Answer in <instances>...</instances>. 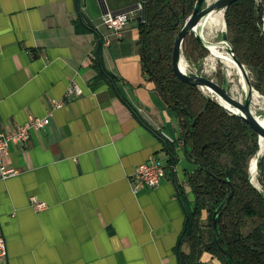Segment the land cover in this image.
<instances>
[{"label":"crops","instance_id":"obj_1","mask_svg":"<svg viewBox=\"0 0 264 264\" xmlns=\"http://www.w3.org/2000/svg\"><path fill=\"white\" fill-rule=\"evenodd\" d=\"M140 1L104 0L113 12ZM103 13L99 0H0V128L50 112L5 158L18 172L0 181V264H179L178 187L193 204L194 164L176 113L142 69L136 12L108 43ZM78 19L87 30H76ZM99 68L116 75L114 85L92 84ZM70 80L83 94L51 108ZM164 140L176 151L170 171L154 187L135 184L140 162L156 156L167 165ZM31 195L47 207L33 209ZM200 258L220 264L208 252Z\"/></svg>","mask_w":264,"mask_h":264},{"label":"trees","instance_id":"obj_2","mask_svg":"<svg viewBox=\"0 0 264 264\" xmlns=\"http://www.w3.org/2000/svg\"><path fill=\"white\" fill-rule=\"evenodd\" d=\"M194 2L141 0L135 10L141 15L136 26L142 69L161 103L176 113L185 157L194 164L186 181L193 204L178 187L186 213L177 249L179 264H211L200 258L202 252L220 264H264V156L257 157L260 188L252 183L249 172V159L258 151V135L198 86L178 79L172 69L174 35ZM224 18L235 57L254 72L251 84L264 95V0L233 1ZM75 25L77 31L87 30L82 19ZM182 52L189 62L199 64L208 51L189 33ZM101 79L114 85L117 77L99 68L92 84ZM164 146L170 171L175 146L167 140Z\"/></svg>","mask_w":264,"mask_h":264},{"label":"water","instance_id":"obj_3","mask_svg":"<svg viewBox=\"0 0 264 264\" xmlns=\"http://www.w3.org/2000/svg\"><path fill=\"white\" fill-rule=\"evenodd\" d=\"M233 1H236V0H212V1L195 0L191 12L185 18L184 22L181 24L178 31L174 35L172 53H171V65H172L173 72L178 79L188 84L196 85L201 90L203 86H206L210 88L222 100H224L226 103L234 107L235 109H230L226 107L221 101L214 98L225 109L238 115L245 122L248 123V125L257 133L258 145H259V138L260 137L264 138V123L261 120H259L257 115H255L251 109V103H252V97H253L252 91L254 87L252 86L250 79L247 75L245 65L241 63L234 55L232 47L226 38V34H225L226 29H224L221 33L220 42L224 41L227 44V50L230 56L235 61V63L240 68L243 74L245 83L247 85V90L243 98L236 97L235 95L231 93L230 89L227 87L226 79L223 78L222 81L218 83L214 79L200 73L198 71L199 64L193 63L195 71L187 72L181 68L182 61L183 60L187 61V59L185 58L182 52V43H183L184 37L189 33H193L197 42L202 47L207 49V51L210 52V48L208 46L209 41L203 39V37H201V34L199 33V30H197L196 28L199 25L200 20L205 15H207L209 12L213 10H217V9H223V11H225L226 7ZM99 3L103 7V12L104 13L107 12L108 9L105 5L104 0H99ZM136 7H137V4L132 7H126L123 10H133ZM140 19H141V15L139 14L136 16L137 22ZM224 26L226 27L225 20H224ZM209 96L212 97L211 95ZM182 145L184 149V143ZM258 151H259V148H258ZM258 151L256 152V154L258 153ZM256 167H257V158H256ZM213 228L215 229V222H213ZM224 252L228 256V258L231 261H233L230 254L226 250H224Z\"/></svg>","mask_w":264,"mask_h":264},{"label":"built area","instance_id":"obj_4","mask_svg":"<svg viewBox=\"0 0 264 264\" xmlns=\"http://www.w3.org/2000/svg\"><path fill=\"white\" fill-rule=\"evenodd\" d=\"M141 4L133 10H119L107 12L102 14V23L107 30L105 40L109 42V36L120 37L123 34L125 27L131 18L135 17V10L139 9ZM83 94L82 87L75 81L70 80L65 88L62 97L52 99L51 108L62 106L67 100L72 97H78ZM52 110V109H51ZM50 112L45 116L28 115L27 119L16 124L10 129L0 128V181L4 180L18 172V169L8 166L5 163V158L9 154L10 146L12 144L24 145L30 137V133L35 129H43L49 122ZM164 136H167L161 131ZM168 171L167 165L156 156H151L147 160L136 165L132 174V180L135 184L154 187L166 176ZM30 206L35 210L44 209L47 203L39 199L35 195L29 197ZM7 254V246L5 239L0 235V259Z\"/></svg>","mask_w":264,"mask_h":264},{"label":"bare ground","instance_id":"obj_5","mask_svg":"<svg viewBox=\"0 0 264 264\" xmlns=\"http://www.w3.org/2000/svg\"><path fill=\"white\" fill-rule=\"evenodd\" d=\"M208 1H211V0H208ZM223 12H224L223 9L213 10V11L209 12L207 15H205L200 20V23H199V25L197 26L196 29L199 30V33L201 34V37H203V39H204V30L205 29H210V28H214V27L215 28L219 27L221 29L224 28ZM208 35H210V34H208ZM224 43H225L224 41H221L219 43H217V42H209L208 46L210 48V55L208 56L207 59H210L211 60V63L212 64L210 65V68L211 69L214 68L213 67V64L215 63L214 61H215V59L219 58L228 67L227 72H226V75H227L228 80L231 81V79L229 78V73H230V70L233 69L235 71V73L237 74V76H238V82H239V85H240L241 89L244 92H246L247 85L245 83L243 74H242L240 68L235 63V61L230 56L228 50H224L223 49L224 47H226V46L222 45ZM181 68L183 70L187 71V68H188L187 61H185V60L182 61ZM207 70H208V68L205 69V71H207ZM235 86L236 85H234L233 89L235 88V91H237L238 88L235 87ZM202 91L204 93H207L208 95H211L213 98H216L217 100L221 101L226 107H228L230 109H235L234 107H232L231 105H229L228 103H226L224 100H222L218 95H216L210 88H208L206 86H203L202 87ZM252 93H253L252 103L253 104L255 103V104H261V105H263L264 104V98L261 96V94H259V92L256 89H254V88H253ZM252 103H251V109H252L253 113L255 115H257V117L259 118V120H261L264 123V116L258 115L257 113H255V111L252 108ZM258 148H259V151H258L257 155H262L264 153V138L263 137H260L259 138ZM249 160H250V162H249L250 175L254 176L255 173H256V169H257V167H256V156H253Z\"/></svg>","mask_w":264,"mask_h":264},{"label":"rangeland","instance_id":"obj_6","mask_svg":"<svg viewBox=\"0 0 264 264\" xmlns=\"http://www.w3.org/2000/svg\"><path fill=\"white\" fill-rule=\"evenodd\" d=\"M212 1V0H211ZM223 17H224V12H223ZM225 20V18H224ZM226 29V27L224 26L223 29L217 27V28H210V29H205L204 30V39L209 41V42H217L219 43L220 40H221V33L222 31ZM207 32V33H206ZM193 34V33H191ZM210 34V35H208ZM194 35V34H193ZM206 36V37H205ZM226 47H224L223 49L224 50H227V44H222ZM210 55V52L208 51L204 57L202 58V60L200 61L199 65H198V71L212 79H214L215 81H217L218 83H220L222 81V79H226V83H227V87L230 89L231 93L233 95H235L236 97H239V98H243L244 95H245V92L241 89L240 85H239V82H238V76L237 74L235 73V71L233 69L230 70V73H229V78L231 79L228 80L227 78V75H226V72H227V69L228 67L226 66V64L221 61L219 58L215 59V63L213 64V69L210 68V65L212 64L211 63V60L210 59H207L208 56ZM187 63H188V68H187V72L188 71H195V68H194V65L193 63L189 62L187 60ZM209 66V67H208ZM205 67V68H204ZM208 68L207 71H205V69ZM210 69V70H209ZM226 69V70H225ZM245 69L247 71V75L250 79V82L253 81L254 77H255V74L254 72L248 68L246 65H245ZM234 85H236L235 87L238 88V92L235 91V88L233 89ZM255 89V88H254ZM257 90V89H256ZM258 91V90H257ZM259 92V91H258ZM207 94V93H206ZM259 94H261V96L264 98V95L262 93L259 92ZM252 108L253 110L255 111V113H257L258 115H262L264 116V104L261 105V104H253L252 103ZM254 156H256V158L258 156H264V153L262 155H257L255 154ZM252 177V178H251ZM250 178H251V181L253 184H255L258 188H260V183L257 179V169H256V173L254 176L250 175Z\"/></svg>","mask_w":264,"mask_h":264}]
</instances>
